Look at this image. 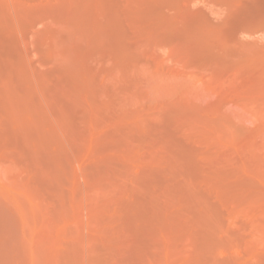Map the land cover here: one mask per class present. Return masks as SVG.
<instances>
[{"label": "rangeland", "instance_id": "obj_1", "mask_svg": "<svg viewBox=\"0 0 264 264\" xmlns=\"http://www.w3.org/2000/svg\"><path fill=\"white\" fill-rule=\"evenodd\" d=\"M0 264H264V0H0Z\"/></svg>", "mask_w": 264, "mask_h": 264}]
</instances>
